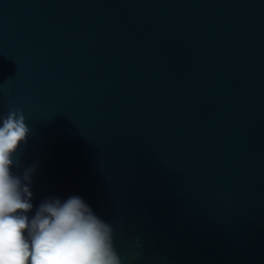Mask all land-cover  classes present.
<instances>
[{
	"label": "water",
	"instance_id": "obj_1",
	"mask_svg": "<svg viewBox=\"0 0 264 264\" xmlns=\"http://www.w3.org/2000/svg\"><path fill=\"white\" fill-rule=\"evenodd\" d=\"M35 215L81 197L122 264H264V0H0V118Z\"/></svg>",
	"mask_w": 264,
	"mask_h": 264
},
{
	"label": "clouds",
	"instance_id": "obj_2",
	"mask_svg": "<svg viewBox=\"0 0 264 264\" xmlns=\"http://www.w3.org/2000/svg\"><path fill=\"white\" fill-rule=\"evenodd\" d=\"M21 109L0 118V264H122L112 226L79 196L42 202L31 218L32 168L15 175L30 132Z\"/></svg>",
	"mask_w": 264,
	"mask_h": 264
}]
</instances>
